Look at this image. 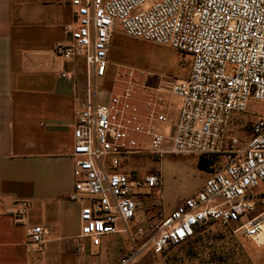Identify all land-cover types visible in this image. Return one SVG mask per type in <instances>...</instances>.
Returning a JSON list of instances; mask_svg holds the SVG:
<instances>
[{
  "label": "built area",
  "instance_id": "built-area-1",
  "mask_svg": "<svg viewBox=\"0 0 264 264\" xmlns=\"http://www.w3.org/2000/svg\"><path fill=\"white\" fill-rule=\"evenodd\" d=\"M68 4L69 40L52 53L65 63L83 60L87 74L84 98L74 111L73 187L67 196L80 206L75 254H84L81 240L97 248L103 237L125 234L132 248L115 264H135L146 253L160 255L213 226L257 244L264 238V117L249 124L244 142L229 127L231 115L247 113L250 100L264 103V0ZM117 28L126 37L191 56L188 77L114 65L111 82L100 89ZM59 76L73 77L67 70ZM180 154L214 159L209 177L170 213L159 202L154 222L143 228L136 198L144 190L158 195L162 178L138 176L125 161ZM27 209L21 202L12 213L17 223ZM48 236L47 228L32 226L28 244L42 246Z\"/></svg>",
  "mask_w": 264,
  "mask_h": 264
},
{
  "label": "crops",
  "instance_id": "crops-1",
  "mask_svg": "<svg viewBox=\"0 0 264 264\" xmlns=\"http://www.w3.org/2000/svg\"><path fill=\"white\" fill-rule=\"evenodd\" d=\"M71 15L68 0H0V264H68L74 254L80 206L67 196L78 92L59 76L69 63L52 53L69 40ZM32 226L49 230L42 258L28 244Z\"/></svg>",
  "mask_w": 264,
  "mask_h": 264
},
{
  "label": "rangeland",
  "instance_id": "rangeland-1",
  "mask_svg": "<svg viewBox=\"0 0 264 264\" xmlns=\"http://www.w3.org/2000/svg\"><path fill=\"white\" fill-rule=\"evenodd\" d=\"M191 56L159 47L151 43L124 36L117 28L112 36L108 53V70L100 89H106L112 80L114 65L144 69L155 74L177 80H184L190 72ZM73 77L70 83L76 87L78 102L84 98L87 84L86 66L83 60L69 63ZM259 117H264V103L250 100L247 113L231 115L230 133L244 142L248 135V126ZM198 157L192 155H164L160 159L151 156L128 158L127 170H134L138 176L160 174L162 187L155 191L144 190L136 198L140 205L137 216L143 228L154 222L155 206L160 202L167 214L180 206L194 194L209 177L206 170L197 167ZM135 229H133L134 234ZM84 254L80 262L74 249L68 253V264H113L119 257L131 251L129 238L125 234H113L103 237L99 247L94 248L87 240H81ZM254 242L234 235L230 230L217 226L209 227L200 235V240L193 244H184L168 249L162 255L146 253L135 264H264V243ZM260 244V245H259ZM257 245V246H256ZM40 249L35 256L43 257ZM79 257V256H78ZM39 264V262L37 263Z\"/></svg>",
  "mask_w": 264,
  "mask_h": 264
},
{
  "label": "trees",
  "instance_id": "trees-1",
  "mask_svg": "<svg viewBox=\"0 0 264 264\" xmlns=\"http://www.w3.org/2000/svg\"><path fill=\"white\" fill-rule=\"evenodd\" d=\"M214 159H210L209 157H198V161H197V167L199 168V169H203V170H207L212 164H213V161ZM135 173L134 172H132V175H134ZM207 228H209V227H204V228H202L201 230H197L196 231V233H195V236L192 238V239H190L189 241H187V242H185L184 244H193V243H196L197 241H199L200 240V235H201V233L204 231V230H206ZM184 244H182V245H184ZM181 246V245H180ZM179 247V246H178ZM167 251V250H166ZM165 251V252H166ZM165 252H163V253H165ZM162 253V254H163ZM162 254H160V255H162Z\"/></svg>",
  "mask_w": 264,
  "mask_h": 264
}]
</instances>
